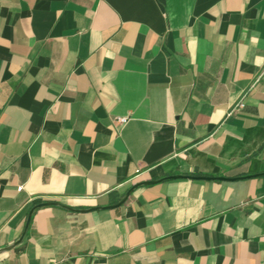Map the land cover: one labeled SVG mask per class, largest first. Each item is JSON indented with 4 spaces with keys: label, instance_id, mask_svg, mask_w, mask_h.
I'll use <instances>...</instances> for the list:
<instances>
[{
    "label": "crops",
    "instance_id": "crops-1",
    "mask_svg": "<svg viewBox=\"0 0 264 264\" xmlns=\"http://www.w3.org/2000/svg\"><path fill=\"white\" fill-rule=\"evenodd\" d=\"M46 202L0 264H264V0H0V249Z\"/></svg>",
    "mask_w": 264,
    "mask_h": 264
},
{
    "label": "water",
    "instance_id": "water-1",
    "mask_svg": "<svg viewBox=\"0 0 264 264\" xmlns=\"http://www.w3.org/2000/svg\"><path fill=\"white\" fill-rule=\"evenodd\" d=\"M259 174H263V173H259ZM259 174H256V175H259ZM256 175H253V176H256ZM180 176H181V175H175V176H173V177H180ZM250 176H252V175H250ZM218 178H221V179H229L228 177H218ZM237 178H239V177H237ZM161 180H163V179H159V180H150V181H142V182H138V183L134 184V185L128 190V192L125 194V196H124L123 199L120 201V203H118V204L123 203V202L128 198V196H129V195H130V194H131V193H132L137 187L142 186V185H147V184L155 183V182H158V181H161ZM51 204H56V203L46 202V203H40V204L35 205V206L31 209V211L29 212V215H28V218H27V221H26L25 231H24L23 235H22V236H21V237L15 242V243H12L11 245H9V246H7V247H5V248L0 249V254L3 253V252H5V251H8V250L12 249L13 247H15L17 244H19V243L22 241V239H23V237H24V235H25V233H26V231H27V228H28V226H29V224H30L31 217H32V213H33V211H34L36 208H38V207H40V206H42V205H51ZM61 206L65 207V208H67V209H73V208H71V207H69V206H66V205H62V204H61Z\"/></svg>",
    "mask_w": 264,
    "mask_h": 264
},
{
    "label": "built area",
    "instance_id": "built-area-1",
    "mask_svg": "<svg viewBox=\"0 0 264 264\" xmlns=\"http://www.w3.org/2000/svg\"><path fill=\"white\" fill-rule=\"evenodd\" d=\"M243 106H244V103L242 101L236 103V105H235V107H243ZM235 107L233 108V110L235 109ZM118 120H119V122L121 124H123V123H126L127 122L128 117H119ZM22 188H23L22 186L21 187H18V190H22Z\"/></svg>",
    "mask_w": 264,
    "mask_h": 264
}]
</instances>
